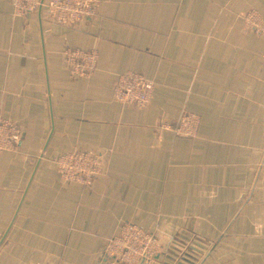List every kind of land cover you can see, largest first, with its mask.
Returning a JSON list of instances; mask_svg holds the SVG:
<instances>
[{
  "label": "crops",
  "instance_id": "crops-1",
  "mask_svg": "<svg viewBox=\"0 0 264 264\" xmlns=\"http://www.w3.org/2000/svg\"><path fill=\"white\" fill-rule=\"evenodd\" d=\"M76 28L0 0V113L19 124L0 154V264H109L126 223L156 234V264H264V33L244 28L264 0H96ZM66 48L99 52L74 79ZM154 83L144 108L114 98L117 78ZM198 110L194 139L161 128ZM96 152L105 173L64 183L53 160Z\"/></svg>",
  "mask_w": 264,
  "mask_h": 264
},
{
  "label": "built area",
  "instance_id": "built-area-1",
  "mask_svg": "<svg viewBox=\"0 0 264 264\" xmlns=\"http://www.w3.org/2000/svg\"><path fill=\"white\" fill-rule=\"evenodd\" d=\"M97 10L96 0H13L15 18L25 19L30 14L45 11L50 21L67 28H76L82 22L95 18ZM244 28L256 34L264 33L262 16L256 11L249 12L244 17ZM64 59L70 75L74 79H83L97 71L99 52L95 48H66ZM153 90L154 83L142 74L127 72L115 81L114 98L120 104L144 108L150 103ZM200 123L201 113L189 110L177 123L165 121L161 128L177 137L194 139L198 136ZM22 137V127L0 113V154L17 152ZM53 162L59 179L66 184L90 186L106 170L104 156L96 152L64 153ZM164 248L180 250L182 242L174 239L169 244H163L156 234L136 224L126 223L118 236L107 240L101 255L109 264H156Z\"/></svg>",
  "mask_w": 264,
  "mask_h": 264
}]
</instances>
